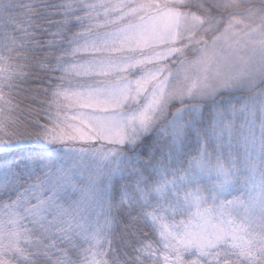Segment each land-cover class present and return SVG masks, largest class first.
<instances>
[{
  "label": "snow or ice",
  "instance_id": "1",
  "mask_svg": "<svg viewBox=\"0 0 264 264\" xmlns=\"http://www.w3.org/2000/svg\"><path fill=\"white\" fill-rule=\"evenodd\" d=\"M0 264H264V0H0Z\"/></svg>",
  "mask_w": 264,
  "mask_h": 264
}]
</instances>
